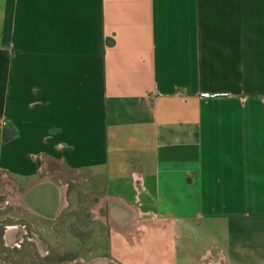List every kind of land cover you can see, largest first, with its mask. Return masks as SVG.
I'll list each match as a JSON object with an SVG mask.
<instances>
[{"label": "crops", "instance_id": "crops-1", "mask_svg": "<svg viewBox=\"0 0 264 264\" xmlns=\"http://www.w3.org/2000/svg\"><path fill=\"white\" fill-rule=\"evenodd\" d=\"M72 199L60 264H264V0H0V264Z\"/></svg>", "mask_w": 264, "mask_h": 264}, {"label": "rangeland", "instance_id": "rangeland-1", "mask_svg": "<svg viewBox=\"0 0 264 264\" xmlns=\"http://www.w3.org/2000/svg\"><path fill=\"white\" fill-rule=\"evenodd\" d=\"M64 180L69 181V178H65ZM63 180V181H64ZM70 185L67 187L69 189V192L73 194L74 198V192H75V187L76 183H71L70 181L68 182ZM70 207L66 208L63 210V212L57 217L55 220L52 222V235H51V243H52V249L46 250V249H41L42 252L44 251L45 253L51 252L52 256V261L53 264H60L61 261L67 260L73 262L76 258V228H75V213H76V207H75V200L72 199L70 201ZM1 230H0V256L3 258L5 261H11V257L16 255L18 256H30L28 254L27 247L28 244H30L31 241H29L28 233L26 232L23 236L22 239H24L25 242L22 244L19 243V241H15L13 243V247H7L1 245ZM43 234L41 235V239H43ZM10 243V242H9ZM18 243L22 245L21 248L17 247ZM11 244V243H10ZM17 244V246H16ZM3 246V247H2ZM37 254V253H36ZM38 257V254L36 255ZM56 260V261H55ZM43 264V263H42Z\"/></svg>", "mask_w": 264, "mask_h": 264}, {"label": "bare ground", "instance_id": "bare-ground-1", "mask_svg": "<svg viewBox=\"0 0 264 264\" xmlns=\"http://www.w3.org/2000/svg\"><path fill=\"white\" fill-rule=\"evenodd\" d=\"M53 193H54V198H55V204L57 205V210H59L61 207H63L66 203V201L63 198L64 192H63V188H59L57 186H54L53 188ZM56 213H54L55 215ZM9 239H11V236L9 234Z\"/></svg>", "mask_w": 264, "mask_h": 264}, {"label": "flooded vegetation", "instance_id": "flooded-vegetation-1", "mask_svg": "<svg viewBox=\"0 0 264 264\" xmlns=\"http://www.w3.org/2000/svg\"><path fill=\"white\" fill-rule=\"evenodd\" d=\"M28 235H29V233H28ZM22 236H23V235H22ZM22 236H21V238H20L19 240H18V239L16 240V241H19V243H21V244H22L23 242H25L24 239H22ZM7 237H8V242H9V241H10V239H9V233H7V235H6V239H7ZM29 237H30V235L28 236V238H29ZM5 242H6V241H5ZM19 243H18V246H17V245H16V246L19 247V248H21L22 245H20ZM5 244H7V243H5Z\"/></svg>", "mask_w": 264, "mask_h": 264}, {"label": "trees", "instance_id": "trees-1", "mask_svg": "<svg viewBox=\"0 0 264 264\" xmlns=\"http://www.w3.org/2000/svg\"><path fill=\"white\" fill-rule=\"evenodd\" d=\"M9 137H8V134L5 132L4 134H3V140H7Z\"/></svg>", "mask_w": 264, "mask_h": 264}]
</instances>
